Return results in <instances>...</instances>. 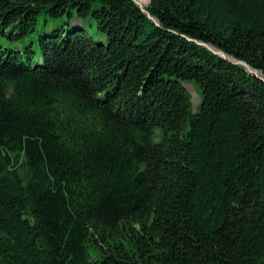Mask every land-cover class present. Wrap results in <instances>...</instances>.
I'll return each instance as SVG.
<instances>
[{"label": "trees", "instance_id": "1", "mask_svg": "<svg viewBox=\"0 0 264 264\" xmlns=\"http://www.w3.org/2000/svg\"><path fill=\"white\" fill-rule=\"evenodd\" d=\"M144 9L0 0V264H264V0Z\"/></svg>", "mask_w": 264, "mask_h": 264}, {"label": "water", "instance_id": "2", "mask_svg": "<svg viewBox=\"0 0 264 264\" xmlns=\"http://www.w3.org/2000/svg\"><path fill=\"white\" fill-rule=\"evenodd\" d=\"M135 3H137L140 8L144 11V13L151 19L153 20L155 23H157V20L150 16L149 13L147 11H145L144 9V6L141 5L137 0H133ZM147 5V4H146ZM206 47H208L210 50H212L214 53L218 54L219 56H221L222 58H225V59H228L229 61L233 62V63H237V64H240L242 66L245 67V69L251 73H253L256 77H258L260 80H262L264 82V75L262 73H260L259 71L255 70V69H252L250 66H248L245 62L243 61H240V60H237L233 57H230L228 55H226L225 53H223L222 51L212 47V46H209V45H206L204 44Z\"/></svg>", "mask_w": 264, "mask_h": 264}, {"label": "rangeland", "instance_id": "3", "mask_svg": "<svg viewBox=\"0 0 264 264\" xmlns=\"http://www.w3.org/2000/svg\"><path fill=\"white\" fill-rule=\"evenodd\" d=\"M0 43H2L3 45L11 44L5 37H2V35H0ZM185 87L190 94L191 102H192V109L194 111L198 107L199 102H200V97H201L200 90L198 89V87H196V84L194 81H186Z\"/></svg>", "mask_w": 264, "mask_h": 264}, {"label": "bare ground", "instance_id": "4", "mask_svg": "<svg viewBox=\"0 0 264 264\" xmlns=\"http://www.w3.org/2000/svg\"><path fill=\"white\" fill-rule=\"evenodd\" d=\"M141 5L145 6L148 3V0H137Z\"/></svg>", "mask_w": 264, "mask_h": 264}]
</instances>
